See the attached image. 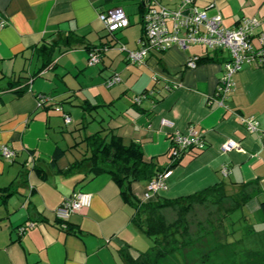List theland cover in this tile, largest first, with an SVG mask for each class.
I'll use <instances>...</instances> for the list:
<instances>
[{"label": "crops", "instance_id": "crops-1", "mask_svg": "<svg viewBox=\"0 0 264 264\" xmlns=\"http://www.w3.org/2000/svg\"><path fill=\"white\" fill-rule=\"evenodd\" d=\"M156 1L170 9H176L179 2ZM147 3L0 0L4 21L0 24V188L12 185L15 190L5 200L0 196V264H129L126 251L137 258L152 246V240L133 224V208L109 174L82 180L89 165L65 173L81 159L74 156L71 160L70 153L85 137L62 146L52 132L61 137L69 132L65 127L72 119L67 123L62 112L71 117V110L61 104L71 90L80 91L85 99L82 119L91 115L97 130L110 131L126 144H140L144 159L154 160L161 168L174 161L172 132L183 133L193 126L204 134L206 147L198 154L194 148L182 154L166 190L151 193L148 181H134V198H175L221 181L226 189L239 191L243 184L253 182L250 187L257 192L248 206L258 210L259 198H264V67L243 66L234 76L233 90L222 98L217 88L224 74L223 52L201 45L172 46L152 52L140 64L130 63L121 46L137 48ZM198 5L209 15L220 14L228 27L243 17H256L260 20L256 35L264 34V0H198ZM126 6L138 14V29L130 28V14L125 12L129 26L107 32L100 15L118 7L125 11ZM69 32L82 36V43L66 52L57 47L52 62L41 69V47H49ZM86 45L102 50L95 66L87 64L90 50ZM194 57L197 65L187 67V60ZM63 72L87 82L69 85ZM114 74L120 82L108 87L107 80ZM21 89L25 91L18 94ZM140 95L145 97L136 102ZM41 96L46 97L42 102ZM58 105L62 112L55 110ZM249 118L258 122L255 130H248L243 120ZM230 139L238 148L225 152L222 146ZM3 145L14 152L12 158L2 155ZM56 147L65 153L52 164ZM75 191L90 193L91 203L63 223L56 209ZM22 226L25 230L20 233Z\"/></svg>", "mask_w": 264, "mask_h": 264}, {"label": "built area", "instance_id": "built-area-1", "mask_svg": "<svg viewBox=\"0 0 264 264\" xmlns=\"http://www.w3.org/2000/svg\"><path fill=\"white\" fill-rule=\"evenodd\" d=\"M176 9H170L158 3L156 0H148L147 8L142 16L143 32L137 40V48L126 49L121 46L127 61L133 64L142 63L152 52H162L172 46L187 48L191 45H201L208 51H220L224 53L223 69L224 74L220 79L217 94L225 98L233 90L235 85L234 76L245 65H255L264 67V34L256 35V29L260 25V20L256 17H243L234 26L224 25L220 14L209 15L207 11L200 8L198 0H178ZM105 29L109 33H114L129 26L130 22L127 14L122 8H114L107 13L100 15ZM0 24L4 21L0 17ZM254 40L257 42L255 43ZM101 49H91L88 53L87 64L95 66L101 60ZM198 58H190L186 66L194 68L198 63ZM120 82L118 74H114L107 80V86H113ZM145 95L135 98L139 102ZM45 96L40 97V102L45 100ZM222 103V101H221ZM56 111L62 108L57 106ZM65 121L71 122L70 117L62 112ZM248 123V130H255L258 122L254 118L243 119ZM165 122V121H164ZM172 142V159H178L182 152L189 148L203 150L206 147L204 134L189 126L185 132L178 130L170 134ZM238 148V143L228 140L223 144V151H230ZM2 155L12 158L14 152L3 145ZM226 168L223 174H226ZM172 174V170H167L157 179L149 183L147 190L151 193H159L167 189V180ZM91 194L75 191L67 197L56 209V215L63 223L69 217L88 207L91 203ZM65 227L66 225L63 224ZM25 227H20L19 232L23 233Z\"/></svg>", "mask_w": 264, "mask_h": 264}, {"label": "trees", "instance_id": "trees-1", "mask_svg": "<svg viewBox=\"0 0 264 264\" xmlns=\"http://www.w3.org/2000/svg\"><path fill=\"white\" fill-rule=\"evenodd\" d=\"M82 38V36L69 32L64 37L53 40L49 47L42 46L41 50L43 51L41 53L43 63L41 69L47 67L52 62L53 53L57 47H59L62 52H66L75 48L79 43H82ZM87 48L91 50L98 49L99 47L87 46ZM45 50H47V52ZM24 91L25 89H21L16 92L22 94ZM104 130L105 129L97 130L83 138L81 143H85L86 154L81 159L72 162L65 173H73L81 169L84 165H89L88 170L85 172V177L82 180L94 178L102 173L109 174L115 180L120 188L124 201L133 208V224L152 240V246L149 252L141 253L137 258H133L128 251L125 252V257L129 264H147L146 257L156 250L157 257L163 258L170 252L173 253L175 251L174 243L182 242L183 235L178 230L177 223H167L162 209L177 206L179 208L178 214L180 218H182L190 211L193 204H202L211 199H213L214 203H220L222 199L231 196L236 201V205L227 209L225 213L226 216L221 221L223 227L226 228V218L228 220L231 214L242 209L252 199V195L248 191V188L253 190L250 186L255 183H245L241 190L233 195H229L223 181L207 186L197 192L175 198L156 196L155 200L142 201L139 198L136 199L134 196H131L132 182H152L165 171L172 170L177 165L182 154L187 150L183 151L181 156L172 161L168 167L161 168L154 160L146 161L144 159L140 144L136 142L126 144L122 137L113 133L111 134L110 131L106 133ZM199 151L200 150L197 152L196 150L195 154H198ZM64 153V149L56 147L52 157V164H55ZM0 190L4 192L0 194L3 200L15 191L12 185L0 188ZM258 206V210L261 213V220L264 222V198H262ZM67 226L71 227V224ZM228 235L229 234L225 233L221 238H225L226 243H231L232 241H228ZM162 244L171 245L170 249H165L164 251L158 250Z\"/></svg>", "mask_w": 264, "mask_h": 264}, {"label": "rangeland", "instance_id": "rangeland-1", "mask_svg": "<svg viewBox=\"0 0 264 264\" xmlns=\"http://www.w3.org/2000/svg\"><path fill=\"white\" fill-rule=\"evenodd\" d=\"M133 7L136 10V6ZM132 10V6L125 7V12L130 14L132 23L130 28H134L135 31L139 27L136 22L138 14L131 13ZM64 72L62 74H65ZM64 79L69 85L81 82L79 84L84 86L83 83L87 82L86 78L82 76L76 78L71 72L66 73ZM84 100L80 91L71 90L64 98L65 102L61 104L65 110H71L72 119L71 124L65 127L69 131L64 133L66 136L61 137V134L52 131L62 146L66 143L74 144L99 129L92 121L91 115H86V118L82 119L81 105L84 104ZM74 127H77L76 130ZM76 146L77 148L70 153L71 160L74 156L82 158L86 154L85 143ZM226 191L229 195L238 192L236 188L231 187ZM248 191L252 198L257 192L250 188ZM259 200L261 201L262 198L260 197ZM248 203L231 214L228 220L226 218V228L221 221L226 216L227 209L236 205V201L231 196L222 199L220 203H214L211 199L202 204H193L190 211L182 218L178 214L177 206L162 209L167 223H177L183 239L182 242L174 243L175 251L163 258L157 257V250L150 253L146 257L147 264H264V222L261 220L260 211L250 209ZM225 233L229 234L228 241H232L231 243H226L225 238H221ZM170 246L162 244L158 250L164 251L170 249Z\"/></svg>", "mask_w": 264, "mask_h": 264}]
</instances>
